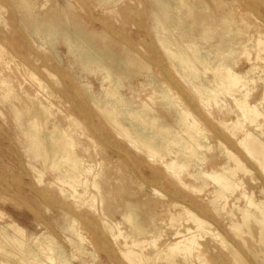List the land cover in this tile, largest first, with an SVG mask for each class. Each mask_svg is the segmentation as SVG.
I'll return each mask as SVG.
<instances>
[{"label":"rangeland","instance_id":"obj_1","mask_svg":"<svg viewBox=\"0 0 264 264\" xmlns=\"http://www.w3.org/2000/svg\"><path fill=\"white\" fill-rule=\"evenodd\" d=\"M33 5L42 13L61 16L74 11L106 40L137 53L150 69L139 71L129 80L134 89L123 88L122 92L135 93L129 99L131 105L144 100L147 106L141 109L150 112V108L162 118L154 128L164 132H158V142H151L131 126L133 137H125L89 93L88 87L104 92L101 76L81 73L62 41L56 47L43 44L21 20L17 0H0V211L6 213H0V264H205L197 251L208 246L214 250L207 258L217 256L211 264H242L243 260L245 264H264V242L256 241L259 227L253 220L244 227L241 212L248 208L259 215L258 205L264 204V169L243 141L251 132L264 142V0H185L168 17L171 24L166 28L150 16L151 8L156 10L151 0H34ZM222 8L231 11L230 32L220 19ZM202 25L207 26L206 31ZM173 39L180 46L172 44ZM167 46L199 58L191 56L195 63L188 64L174 57ZM221 63L245 73V80L238 85L222 84L214 73ZM7 88L12 89L10 93ZM235 98L255 104L259 111L256 121L243 115ZM185 112L196 116L205 132L197 155L190 157L184 156L177 142H171L175 131L184 134L175 114L185 116ZM30 116L46 129L59 123L67 130L74 151L83 157L79 179L67 172L72 169L69 162L55 165L28 146L24 127ZM42 145L50 149L48 141ZM227 150L237 155L247 171L236 170L238 185L233 193L215 199L218 184L204 172L224 163L235 168ZM173 158L181 169H167L165 164ZM153 169L159 177L153 176ZM173 171L181 175L180 183ZM135 193L141 209L154 218L143 234H137L123 217L124 198ZM189 213L207 221V229L201 232L199 228V232ZM64 214L75 220L74 225L61 224L59 217ZM234 220L242 222L240 233L232 228ZM187 229L199 233L200 248L186 253L178 247L179 253L176 249L171 253L170 245L185 243L177 231L188 235ZM215 232L218 237L214 238ZM128 250L141 254L140 262L128 256Z\"/></svg>","mask_w":264,"mask_h":264},{"label":"bare ground","instance_id":"obj_2","mask_svg":"<svg viewBox=\"0 0 264 264\" xmlns=\"http://www.w3.org/2000/svg\"><path fill=\"white\" fill-rule=\"evenodd\" d=\"M33 1L34 0H17L18 7L20 8V10L22 12L21 13V20L26 24V26L29 29V31L31 33H33L35 36H37L39 38V40L42 41L43 44H49L52 47H56V44L59 42V40L62 41V44L64 46H66V48L68 49V52L73 56V58H74V60L76 62V65H78L77 67L79 68V71H81V73L86 72L89 75H100L101 76V78H102V85H100V86H103L104 92H100V93L98 92L97 93V91H95L92 88L88 87L89 93H90L92 99H94L95 103L96 104L98 103L100 105V108L103 111H105V113L109 117V120L111 121V123L114 126H116L117 128L120 127L124 131L125 137H128V139L131 136L133 137V135H132L133 134V131L130 130V127L132 126V127L135 128L136 132H138L140 135H143L144 137H146L149 141H151V142H158V140H157L158 139V135H157L158 132H164V131H159V129L161 130L162 128L159 127L158 129H155L154 126H155V124L157 122H159L160 120H163V119L160 118L159 116H157L155 114V112L152 109H150V108H149V111L151 110L150 112H144L141 109L142 107H144V106L146 107L147 106V104H146V102L144 100L141 101L140 103L132 104L131 105L129 103V99L135 93L134 94H130V95H125V93L122 92V89L123 88H129L130 90L131 89H134V85L129 80H131L132 77L138 75L139 71H143L144 69H150V68H148L149 66L148 65H145L144 63H142V59L140 58V56L137 53L132 52V51L130 52L129 50H124V46H122V45L115 46L114 45V41H112V40H106L104 37H102L99 34V31L97 29H95L94 27L89 26L87 24H84L80 20V18L77 16V14L74 13V11H71L70 16L67 15L66 13H63L62 16L61 15H57L56 13H42L40 11H37L34 8ZM242 2H243V0H242ZM151 3H152L151 6L156 7V10H155V8H151V11H150V14L151 15L150 16H152L153 19H157L159 21L161 20L162 23H161L160 26H163V28H166L165 25L171 24L170 21H169V19H168V17L172 13H174L175 11H179V9L181 8V6L185 5V0H151ZM247 3H249V2H247ZM219 6L222 7L223 5L220 3ZM250 6H252V5H250ZM248 7L249 6L247 5V8ZM126 9L128 10V7ZM0 11H2V8L1 7H0ZM121 12H123V11H121ZM177 13H179V12H177ZM10 16H12V15H10ZM119 17L120 16L116 14V20L119 21L120 20ZM1 18H2V15H0V19ZM93 18H95V17H93ZM169 18L171 19V17H169ZM230 18H231V11L229 9L222 8V15H221V18L220 19L222 20V25L224 27V30L227 31V32H230V29H229L230 21L228 22V19H230ZM178 19L181 20V19H183V17L180 16V17H178ZM10 20H12V17H11ZM102 22H104V21H102ZM157 24H156V26H157ZM205 25H202L203 26V31H206V29H207V26H205ZM11 27H13V26H11ZM170 33H172V32H170ZM12 36H13V34H12ZM193 41H195V40H193ZM259 43H262V41L261 42L259 41ZM172 44L180 46L181 42H178V41H176V40L173 39ZM29 47L31 48L32 46L30 45ZM54 49H56V48H54ZM262 49L263 48H260V50H262ZM167 50L170 53H172L174 55V57H176V58L180 59L181 61H184V62H186L188 64L193 63V60L191 61V59H190L191 56H193L194 58H199V55H197V54L188 55L187 53H185V51L175 52L174 50H172L170 48V46H167ZM18 54H19V52H18ZM172 54H170V55L172 56ZM173 60H175V59L173 58ZM53 70H55V69H53ZM214 73L216 75V78L218 80H220V82L222 84H227L228 83L230 85H238L241 82H243L245 80V78H246L245 77V73L236 72L232 68H230L228 66H225L223 63H221L214 70ZM81 75L82 74H80V76ZM33 76H34V74H33ZM78 78H79V76H78ZM141 78H143V77H141ZM126 81H128V84H126ZM1 82L6 83L5 81H1ZM105 84H106V87H105ZM232 88H234V87H232ZM11 90L12 89L7 88L5 91H6V93H10ZM235 90H237V89H235ZM86 92H85V95L87 94ZM102 93L104 95H102ZM246 93H248V92H246ZM78 96H81V94L78 95ZM29 98H32V97H29ZM35 99H36V97H35ZM235 100L237 101V103H239V105H240L239 107L241 108V111H243V115H246L248 117H251L252 116V117L255 118L254 121H256V116H257V114L259 115V111H258L257 107L255 106V104L253 105V104L249 103L248 101H245V100L240 99V98H235ZM32 101L33 100L31 99V102ZM78 106H81V105H78ZM77 109L79 110L80 108H77ZM185 113H186L185 116H183L180 113L175 114L176 115L175 116V120L178 123H181V128H182L181 130H183L184 134H180V132L177 133L175 131L174 134L172 133V135H173L172 138L173 139L171 140V142H177V144L180 147L179 149L184 152V156L185 157H190V156H193V155H197L198 148L202 146V142L200 140V136L203 135V134H205V132H204L202 126L200 125V122L195 118L196 116L194 117L189 112H185ZM208 115H209V113H208ZM34 116H30L26 120V125L27 126L24 127L26 141L28 143V146L31 149L36 150L37 152L39 151L38 155H40L41 157H43L45 159L51 160V162L53 164H55V165H57L58 163H61L62 161L69 162L72 165V169H68L67 172L70 174L71 177L78 178L79 175L82 172V166H81V164L83 163V157L81 155L77 154L74 151V145L75 144H74L73 139L67 133V130L65 128H63L62 125H60L59 123L55 124V126H54L53 129H46L44 127V125L41 124L40 122H38L37 119ZM210 116L211 115H209V117ZM211 118H212V116H211ZM0 124H2V123H0ZM224 124L228 125V123H224ZM219 125H222V123L219 124ZM257 125L259 126V124H257ZM234 126L236 127L237 125L234 124ZM1 127L3 128V125ZM238 127H242V126H239V124H238ZM231 132H230V134H231ZM154 133H156V135H157L156 137L154 136ZM244 139H245V140H243L245 142L244 146L248 148V151L250 152L251 156L253 158H255L262 165V167L264 169V142L262 140L256 138L255 136H253L251 132L246 133ZM46 141H48V143L50 145V149H46L45 147H43L42 144L44 142H46ZM132 143L133 142L131 141V144ZM132 145L135 146V148L137 149L138 152H142L141 148L138 147V145H136L135 143H133ZM178 145H175V146H178ZM173 146H174V144H173ZM12 148H14V147L12 146ZM135 148H134V150H136ZM226 152L228 154L229 159H231V160L233 159L235 161V162L232 161L233 163L236 164V167L235 168H234V166H232V167L229 166L228 163L227 164L224 163V165H222L219 169H213L210 172H207V171L204 172V173H208V175H210V177H212L214 179V181L218 184L217 185L218 187H215V190H214L215 191L214 194L217 195L215 197V199L217 197H220V199H221V197L226 198L228 192L233 193L232 191L238 185V182H237V180L235 178V175H237L236 174V170H238L240 167L241 168L245 167L244 164L242 163V161H240V159L237 157V155H235L234 153H232V152H230L228 150ZM149 156L151 157V156H154V155L152 154V155H149ZM173 159L174 160H171L170 162H167L165 164L166 167H167V169L168 170H176V168H178L177 170L181 169L182 167H181V165H179L178 161H176L177 159H175V158H173ZM133 162H134V159H133ZM185 169H183L182 171H184ZM243 169H245V171L244 170L243 171L246 173V171H247L246 168H243ZM152 172H153V176L159 177V172L156 169H153ZM85 174H87V172H85ZM174 175L176 177H178V182L181 181L179 179V177L181 175L179 176L178 173H176V172H174ZM174 175H171V176L174 177ZM148 179L151 180V178H148ZM173 179H176V178H173ZM83 182H85V181L83 180ZM160 184H161V182H160ZM183 184L184 183H182L180 185L182 186ZM27 185H29V184L27 183ZM83 185H84V183H83ZM167 193H169V191H167ZM177 193H178L177 191H174L173 192V195H175ZM133 195L134 196L127 195L124 198L123 206L125 208V211H123L124 212L123 217L125 218V220H127V222L129 221L131 223L130 225L132 226V228L134 229V231L137 234H143L146 231L147 225L150 222H153L154 221V218H153L152 214L149 211H147V210L146 211H143L141 209L140 204L137 202V200L135 198L136 193L133 194ZM249 197H250V195H249ZM223 199H221V200H223ZM239 199H237V201ZM214 201H216V200H214ZM249 202H250V204H254V201L252 199H249ZM172 206H171V208L173 209L174 207H172ZM258 208L260 210V214L259 215L258 214H255V213H252L248 208L242 209L241 212H242V215H243V224L244 223L247 224V221L248 220H253L254 223L256 222L257 225L256 224L255 225L259 227L258 234L256 236V241L264 242V204L263 205H258ZM0 213L1 214H4V215L6 214L3 211H0ZM168 214H170V213H168ZM231 214L232 213L229 212V215L228 216H230ZM188 215H191L192 216L191 219H193L194 223L195 222L197 223L196 228H197L198 231H199V228H200V231H201V229H203V230L204 229H207V227L209 226L207 221H204V220L200 219L198 216H195L194 213H193V215L191 213H189ZM59 219L61 220V224L68 223V224H70V226L74 225V221L75 220L71 216H69L68 214H64L63 216L61 215L59 217ZM171 220H172V218H171ZM174 220H176L175 217L173 218L172 221H174ZM186 220H189V217ZM168 222H169V220H168ZM241 224H242V222H241ZM241 224L238 223L235 220L232 221V228L235 229V232L237 231L238 233H240V231L242 230V228H241L242 225ZM245 224H244V227H245ZM17 227H18V229L21 232H23V229L20 226L17 225ZM96 230H98V229H96ZM189 230L190 229H187L186 230L187 233H188V235L187 234L182 235L181 234L182 232H180L179 230L177 231L176 234L181 235L182 238H183V241H185V243H183L181 245L180 242H177V243H174V244L170 245L169 246V249H171V253H172V251L174 249H176L177 252H178L180 250V249L179 250L177 249L178 247L179 248L181 247L183 249V250H180V251H182V252L184 251L186 253H190V252L193 253L194 250H197V249L200 248L199 247L200 244L198 242V240H200V238H198L199 237V235H198L199 233L198 234L197 233L195 234L194 233L195 231H193V233H191V232H189ZM208 232L209 231L207 230L206 233H208ZM203 233H205V231H203ZM202 234H200V237H201ZM248 234H249V232H248ZM100 235H101V233H100ZM216 235H217V232L212 233L211 236L215 238ZM174 236H175V234H174ZM205 237H206V235H205ZM216 237H218V236H216ZM241 238H242V236H241ZM221 241H224V240H221ZM136 244H140V242H137ZM262 245H264V244H262ZM213 250H214L213 247L208 246V247L205 248L204 251H197L198 252V255L197 256H198V258H200V260L204 261L205 264H211V260L212 261L213 260H216L217 256H212V257L210 256V258H207V253H209V252H211ZM171 253H170V257L173 256ZM175 253H176V251H175ZM126 254H128V256H130V257H133L134 256L133 258L139 260V262L141 260V259H139V257L141 256V254H138V253L134 252L133 250H128V252H126ZM260 254L258 253V255H260ZM157 255H159V254H157ZM157 255H155V256L158 257ZM155 256L153 258H155ZM176 256H178V255H176ZM225 256L227 258L226 253H225ZM236 256L237 255H235V257ZM187 257L189 258V254H188ZM233 257H234V254H233ZM238 257L239 256H237V258ZM141 258H142V256H141ZM188 258H187V260H188ZM226 258H224V259H226ZM112 259H114V258H112ZM209 259H210V261H209ZM52 260L54 261V259H52ZM126 261L128 262V260H126ZM244 261L245 260L242 261L243 262L242 264H245L246 263V262L244 263ZM168 262H171V261L168 260Z\"/></svg>","mask_w":264,"mask_h":264}]
</instances>
